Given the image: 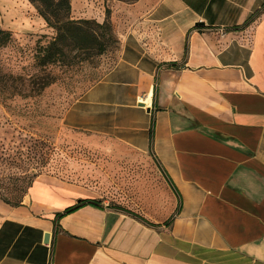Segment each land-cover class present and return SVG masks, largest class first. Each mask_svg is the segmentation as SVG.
<instances>
[{"label": "crops", "instance_id": "obj_1", "mask_svg": "<svg viewBox=\"0 0 264 264\" xmlns=\"http://www.w3.org/2000/svg\"><path fill=\"white\" fill-rule=\"evenodd\" d=\"M17 2L13 28L31 5ZM125 12L117 62L65 125L155 160L176 211L145 220L40 176L16 206L0 200V264H264V0H139Z\"/></svg>", "mask_w": 264, "mask_h": 264}, {"label": "rangeland", "instance_id": "obj_2", "mask_svg": "<svg viewBox=\"0 0 264 264\" xmlns=\"http://www.w3.org/2000/svg\"><path fill=\"white\" fill-rule=\"evenodd\" d=\"M15 1L0 0L4 32L0 35V200L16 205L45 175L96 190L109 208L145 220H167L176 205L169 181L155 160L140 159L109 138L65 125L69 109L117 62V28L128 16L125 8L135 3L78 0L79 18L71 13L73 20L103 23L99 19L105 12L112 30L106 34L91 28L106 41L107 51L103 55L94 49L80 51L77 39H69L63 45L65 54L58 53L52 63L43 65L44 49L57 32L32 4L21 8L24 26L11 27ZM17 4L22 7L20 0Z\"/></svg>", "mask_w": 264, "mask_h": 264}, {"label": "trees", "instance_id": "obj_3", "mask_svg": "<svg viewBox=\"0 0 264 264\" xmlns=\"http://www.w3.org/2000/svg\"><path fill=\"white\" fill-rule=\"evenodd\" d=\"M28 1L36 7L39 15L46 21L47 25L50 28L52 27L57 32V35L52 41V43H50L49 46H47L44 49L45 58H43L44 61V63H42L43 65H48L52 63L54 61L53 59L58 55V53L64 55L65 50L63 48V45L69 39L71 40L73 39V41L74 39H77L75 43L77 44L76 46L77 49L80 51H85L87 49L90 50L94 49L95 51H97V54L100 55H103L107 51L108 44L106 43V41L101 40L98 32L96 30L94 31L93 28L91 27L95 26L97 29L105 30L107 34L112 30L109 21L105 20L103 23L97 24V22L94 21L73 20L71 17V13H72L71 0H28ZM109 1L111 0H105L106 3ZM117 1H122L125 3L129 2L130 4H133L138 2L139 0H117ZM106 15L108 18L111 16L110 8L106 9ZM3 33H4L3 30L0 29V35ZM103 35H105V32L103 33ZM20 202L16 203V205L19 204ZM72 210L75 209L68 210V212Z\"/></svg>", "mask_w": 264, "mask_h": 264}, {"label": "water", "instance_id": "obj_4", "mask_svg": "<svg viewBox=\"0 0 264 264\" xmlns=\"http://www.w3.org/2000/svg\"><path fill=\"white\" fill-rule=\"evenodd\" d=\"M49 240H51V239H50V235L47 234V235H46V239H45L46 243L49 242Z\"/></svg>", "mask_w": 264, "mask_h": 264}]
</instances>
